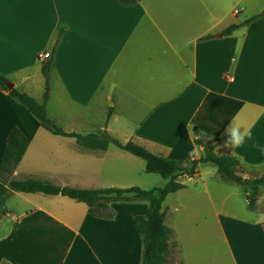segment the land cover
I'll return each instance as SVG.
<instances>
[{
	"label": "crops",
	"instance_id": "0c3cea01",
	"mask_svg": "<svg viewBox=\"0 0 264 264\" xmlns=\"http://www.w3.org/2000/svg\"><path fill=\"white\" fill-rule=\"evenodd\" d=\"M40 52L53 57L40 60ZM49 62L48 89L43 67ZM0 74L38 102L47 92L49 100L57 95L60 112L52 116L47 107L48 115L67 132L81 133L63 120L87 124L89 111L108 112L98 132L178 161L202 157L205 147L196 138L223 145L233 121L241 131L250 129L253 139L226 149L264 175V151L252 146L264 148V0H143L134 6L120 0H0ZM14 127L30 144L13 173L1 172L3 179L130 188L123 182L136 156L115 145L91 150L56 136L0 88V163ZM185 180L195 182L189 186ZM179 181L185 188L177 192L197 179L184 175ZM202 182L213 213L205 225L209 232L200 237L188 221L170 228L163 206L170 244L166 264H224L227 251L239 264L234 243L249 254L250 264H264L263 231L251 233L252 242H222L227 234L216 189ZM11 198L8 213L0 212V264H143V238L134 221L146 215L147 201L110 203L112 216L100 217L62 195L10 192ZM262 198L254 210L264 212ZM256 225L264 226V217ZM184 228L187 242L178 236ZM204 237L215 242H195Z\"/></svg>",
	"mask_w": 264,
	"mask_h": 264
},
{
	"label": "trees",
	"instance_id": "16d2710c",
	"mask_svg": "<svg viewBox=\"0 0 264 264\" xmlns=\"http://www.w3.org/2000/svg\"><path fill=\"white\" fill-rule=\"evenodd\" d=\"M143 0H120L124 6H134ZM259 16L252 17L241 24L230 26L225 33L231 34L235 30L247 26ZM53 63L49 62L43 67L46 83H49ZM0 74V88L8 90L10 95L20 102L40 122L43 128L56 136L73 138L76 142L91 150H107L110 145L133 154L146 162V172L159 174L168 183L164 187H155L150 190L141 187L130 188H104L83 189L71 186H58L49 181L33 178L24 180H7L1 177V172L13 173L22 161L29 147L30 141L20 128L14 127L9 133L7 146L3 160L0 163V212L7 214L6 201L10 192L22 194L62 195L77 202L85 203L90 208V213L100 217H111L109 204L113 202H129L143 200L149 203V208L144 216L135 218V226L143 238L144 253L143 264H166L169 255V231L165 225L164 202L167 197L185 188L179 181L184 175L194 177L199 174L201 165H215L222 178L235 182L249 189L247 193L248 208L254 210L257 206L261 190L264 188V175L254 179L244 178L237 173L240 160L233 155H222L216 152V144L209 147L196 138V144L205 147L201 158L196 160L178 161L154 154L145 147L132 141L123 143L106 131L91 134L67 132L57 125L48 115L47 92L44 102H38L32 96L19 91L16 88L9 90ZM196 133L198 128L195 127Z\"/></svg>",
	"mask_w": 264,
	"mask_h": 264
},
{
	"label": "rangeland",
	"instance_id": "374dc122",
	"mask_svg": "<svg viewBox=\"0 0 264 264\" xmlns=\"http://www.w3.org/2000/svg\"><path fill=\"white\" fill-rule=\"evenodd\" d=\"M240 17H244L245 19L243 14H241ZM45 86L48 89L51 88L50 80ZM48 100L47 107L49 113L52 116L59 114L61 104L58 100V96L54 95L51 97V100ZM89 114L92 116V119L87 118V124L74 119L67 121L63 120L61 122H70L72 125H76L81 134L96 133L101 130V127H106L108 112L105 113L103 111L92 110L88 112V115ZM71 116L73 118V114H71ZM111 134L116 136L113 133ZM205 144L207 147L216 144V152L222 155H232L219 141L208 139L205 140ZM135 159L137 160V163L130 164L129 169L131 170V173L127 177L128 180L123 182V184L127 183L130 185L129 187L137 186L145 190H150L155 187H164L168 183V180L164 179L159 174L147 173L146 162L143 159L138 157ZM237 173L248 179L263 176L260 170L242 166L241 162L237 169ZM187 177L190 176L187 175ZM194 177L197 179V182L194 183L193 186L185 191L170 195L164 203V210L167 211L168 218V223H166L170 228L174 229L179 221H188L192 224L191 229H193L194 232L199 233L200 237L209 232L205 225L213 221V213L210 214L208 211V209L211 208V205L209 202H206V192L202 182L204 178V184L210 185L216 189V192L214 193V201L220 212V216L223 219L227 234L226 240L222 242H252V238L250 237L251 233L264 232V226L256 225V223L259 222V219L264 217V212L260 211L261 209L251 210L248 208L247 193H249V189L246 186H240L235 182L222 178L215 165L212 164L203 165L201 167V176H197L198 178L196 176ZM185 181L188 182L189 186L195 182L188 180ZM261 195L263 198L258 204L260 207L264 202V188L261 190ZM224 200L226 201V204L224 209H222L221 205ZM13 202L14 199L11 198L9 201H6V205L9 206ZM144 203L148 206V202ZM170 212L172 214H170ZM178 236L182 237V242H187V229H182ZM195 242L215 241L210 237H204L195 240ZM233 245L239 264H250L249 254H245L244 249L240 245L235 243ZM224 264H236L228 251L225 255Z\"/></svg>",
	"mask_w": 264,
	"mask_h": 264
},
{
	"label": "clouds",
	"instance_id": "9594fccd",
	"mask_svg": "<svg viewBox=\"0 0 264 264\" xmlns=\"http://www.w3.org/2000/svg\"><path fill=\"white\" fill-rule=\"evenodd\" d=\"M224 135L226 136V139L223 142L225 148L241 147L253 139L250 129H244L241 131V127L233 121H231L226 127ZM252 146L253 148H260L261 151H264V148L258 143L254 142Z\"/></svg>",
	"mask_w": 264,
	"mask_h": 264
},
{
	"label": "built area",
	"instance_id": "2783aa9c",
	"mask_svg": "<svg viewBox=\"0 0 264 264\" xmlns=\"http://www.w3.org/2000/svg\"><path fill=\"white\" fill-rule=\"evenodd\" d=\"M236 13H239V10H236ZM38 57L40 60H48L52 59L53 56L51 52H40ZM191 160H196V157L192 156Z\"/></svg>",
	"mask_w": 264,
	"mask_h": 264
},
{
	"label": "water",
	"instance_id": "95a60500",
	"mask_svg": "<svg viewBox=\"0 0 264 264\" xmlns=\"http://www.w3.org/2000/svg\"><path fill=\"white\" fill-rule=\"evenodd\" d=\"M6 86L8 87L9 90H12L14 88V84L10 81L4 80ZM1 213H0V217H1Z\"/></svg>",
	"mask_w": 264,
	"mask_h": 264
}]
</instances>
